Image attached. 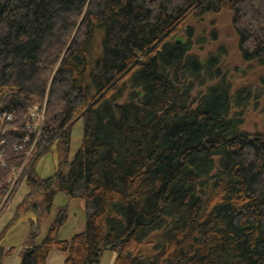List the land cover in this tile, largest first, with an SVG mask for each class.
<instances>
[{"label":"trees","instance_id":"16d2710c","mask_svg":"<svg viewBox=\"0 0 264 264\" xmlns=\"http://www.w3.org/2000/svg\"><path fill=\"white\" fill-rule=\"evenodd\" d=\"M219 15L241 59L263 71L264 0H0V114H12L0 193L32 142L13 150L29 134V108H45L7 203L24 180L28 192L0 240L29 209L49 210L56 192L82 199L85 213L83 230L60 240L59 209L20 264H45L52 249L64 264H93L106 249L113 264H264V123L241 128L264 72L244 84L218 54L201 63L194 49L217 40ZM205 19L207 31L175 43ZM79 119L81 143L63 172ZM50 153L56 168L42 178L36 165ZM12 253L0 246V264Z\"/></svg>","mask_w":264,"mask_h":264},{"label":"rangeland","instance_id":"374dc122","mask_svg":"<svg viewBox=\"0 0 264 264\" xmlns=\"http://www.w3.org/2000/svg\"><path fill=\"white\" fill-rule=\"evenodd\" d=\"M206 19L208 20L209 18L207 17ZM206 19L200 24H196V28L198 26L206 28L208 24ZM215 19L219 27L217 40L214 42H205L202 47L200 45L195 47L194 51L199 55L203 64L209 54H218L222 68L226 71H230L232 78L234 80L237 79L238 83L254 80L258 73L262 74L264 70L262 71L260 70L262 67L256 66L254 68H250L251 65L241 59L235 45V36L231 31L230 21L227 15L215 16ZM196 34H198V31ZM218 47L223 48L221 53L217 50ZM262 87H264V85L258 84V98L254 100L252 99L242 111L243 115L241 128L248 132L260 130L264 123V92L261 91ZM82 125V121L79 119L75 121L71 127L68 164L64 165L62 169L63 172L68 171L69 162L73 159L80 146L82 139ZM55 168L56 161L52 157V153H50L39 160L36 165V172L42 178H46L53 175ZM27 192L28 186L26 180H24L20 183L15 195L9 201L6 209L0 216V231L13 216L16 205L21 201ZM59 209L65 210L66 221L58 229V239L68 240L75 233L83 230L85 224L84 201L79 198L68 200L62 192H56L49 210H40L36 212L33 209H29L22 214L12 227L8 229L4 237L0 240V246L5 250L12 248L13 253L10 256L4 257L2 264H20V251L22 247L25 243H29L30 241L39 243L42 240V238L46 235L52 220L57 216ZM32 231L36 233L34 239H31ZM64 258V252L52 249L48 253L45 264H64ZM114 258L115 253L106 249L101 252L98 262L93 264H113Z\"/></svg>","mask_w":264,"mask_h":264},{"label":"built area","instance_id":"2783aa9c","mask_svg":"<svg viewBox=\"0 0 264 264\" xmlns=\"http://www.w3.org/2000/svg\"><path fill=\"white\" fill-rule=\"evenodd\" d=\"M44 104L41 106L34 105L29 108L28 114H27V123L25 125V129L28 130L29 134L23 136L20 140L19 143L16 144L13 147V150L17 152V154L20 153L22 148V144H29L30 141L31 144L29 145L28 149L25 151L23 150V155H24V160L23 162L18 165V166H13L10 169V175L6 179V184L7 187L3 193H0V216L6 209L8 203V198L9 195L12 191V189L17 185L23 168L25 166L26 159L30 155L33 146L36 142L37 137L39 136L43 124V119H44ZM12 119V114L11 113H3L0 114V135H3L8 129L9 126L6 124L7 121H10ZM5 144V141L0 139V167H4L7 163L6 158L3 156V148L2 146ZM25 151V152H24Z\"/></svg>","mask_w":264,"mask_h":264},{"label":"flooded vegetation","instance_id":"af4514ba","mask_svg":"<svg viewBox=\"0 0 264 264\" xmlns=\"http://www.w3.org/2000/svg\"><path fill=\"white\" fill-rule=\"evenodd\" d=\"M231 23V22H230ZM218 24H219V22H218ZM196 24L195 23H187V24H185L184 26H183V30H182V32H181V34H179V35H181V36H183L184 37V42L182 43V44H184L185 42H186V40H187V36H186V31H188L189 29H191L192 30V35L194 36V34H196L197 33V31H198V34H201L202 32H204V31H207V27L205 28V27H203V28H201V27H197L196 28V26H195ZM215 25H216V27L217 28H214L215 30H217L218 29V31H219V27H218V25H217V22L215 23ZM230 28H231V31H232V33H233V35L235 36V29H233V27L231 26V24H230ZM197 34V35H198ZM178 36V35H177ZM195 39V38H194ZM235 41H236V38H235ZM235 45H236V48L238 49V43H237V41H236V43H235ZM199 46V45H198ZM218 46H220V45H218ZM201 63H203V61H201ZM258 78V77H257ZM259 81V79H254V80H252L251 82H258ZM244 83V82H243ZM245 84V83H244ZM257 87V86H256Z\"/></svg>","mask_w":264,"mask_h":264},{"label":"water","instance_id":"95a60500","mask_svg":"<svg viewBox=\"0 0 264 264\" xmlns=\"http://www.w3.org/2000/svg\"><path fill=\"white\" fill-rule=\"evenodd\" d=\"M174 41H175L176 44H182L184 42V37L181 36V35H178V36L175 37ZM239 70H241V69H239ZM137 93H138L139 96H142V94H143L141 91H137Z\"/></svg>","mask_w":264,"mask_h":264}]
</instances>
